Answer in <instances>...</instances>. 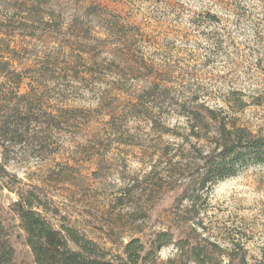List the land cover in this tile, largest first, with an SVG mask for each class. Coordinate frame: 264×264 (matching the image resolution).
Instances as JSON below:
<instances>
[{
    "label": "rangeland",
    "instance_id": "obj_1",
    "mask_svg": "<svg viewBox=\"0 0 264 264\" xmlns=\"http://www.w3.org/2000/svg\"><path fill=\"white\" fill-rule=\"evenodd\" d=\"M74 15L85 38L66 30ZM0 61L32 116L0 134V163L57 218L110 253L167 230L264 264V164L190 191L215 124L264 136V0H0ZM183 105L218 122L193 129ZM15 199L0 177V205ZM149 264L195 263L171 243Z\"/></svg>",
    "mask_w": 264,
    "mask_h": 264
},
{
    "label": "trees",
    "instance_id": "obj_2",
    "mask_svg": "<svg viewBox=\"0 0 264 264\" xmlns=\"http://www.w3.org/2000/svg\"><path fill=\"white\" fill-rule=\"evenodd\" d=\"M99 12L94 10L93 13ZM76 29L79 37L87 36V28L80 16L74 15L66 30L73 35ZM80 52L88 56L91 53L85 50ZM81 53L77 54L80 59L83 57ZM44 69L51 71L48 66ZM5 72L6 62L0 61V74ZM19 103V100L12 102L0 85V134L6 141L15 139L13 133L28 124L32 117ZM182 107V114L192 121L193 129L209 127L211 121L218 122L214 111L208 107ZM215 125L219 139L215 147L202 157V164L192 177V193L205 189L217 180L236 175L240 168L249 163L264 164V136L244 128L226 129L224 123L220 122ZM0 177L6 178V188L16 195V199L5 207L0 205V264H149L162 247L171 243L177 245L186 260L195 264H215L216 257L224 254L230 263L237 258L240 264H246L245 257L237 252L235 246L222 249L201 235L191 236L187 232L183 237H175L167 230L153 232L145 239L131 237L119 253H110L69 224L64 217L57 218V210L41 188L22 184L1 163ZM186 197L192 199L191 196ZM15 242L25 247L23 257L19 255Z\"/></svg>",
    "mask_w": 264,
    "mask_h": 264
}]
</instances>
